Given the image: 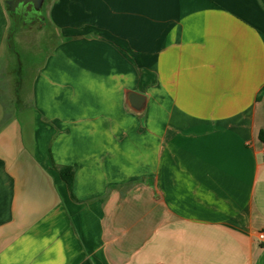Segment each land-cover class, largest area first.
I'll return each mask as SVG.
<instances>
[{
    "label": "crops",
    "instance_id": "0c3cea01",
    "mask_svg": "<svg viewBox=\"0 0 264 264\" xmlns=\"http://www.w3.org/2000/svg\"><path fill=\"white\" fill-rule=\"evenodd\" d=\"M48 17L30 109L0 91V264H264V0H49ZM9 26L0 0V57Z\"/></svg>",
    "mask_w": 264,
    "mask_h": 264
},
{
    "label": "rangeland",
    "instance_id": "374dc122",
    "mask_svg": "<svg viewBox=\"0 0 264 264\" xmlns=\"http://www.w3.org/2000/svg\"><path fill=\"white\" fill-rule=\"evenodd\" d=\"M48 7L49 0H45L42 13L46 21L42 25L37 23L24 25L21 21L14 22L15 32L9 42L13 53L10 54L6 46L1 53L0 91L7 110L10 108L13 110L16 103L21 111L30 109L32 77L36 70L44 65L57 40V35L49 21ZM16 90H19L18 94Z\"/></svg>",
    "mask_w": 264,
    "mask_h": 264
},
{
    "label": "water",
    "instance_id": "95a60500",
    "mask_svg": "<svg viewBox=\"0 0 264 264\" xmlns=\"http://www.w3.org/2000/svg\"><path fill=\"white\" fill-rule=\"evenodd\" d=\"M2 2L8 13L15 14L26 25L32 18L41 19L45 0H2ZM126 104L130 109L141 112L145 108L146 98L140 93L127 91Z\"/></svg>",
    "mask_w": 264,
    "mask_h": 264
},
{
    "label": "trees",
    "instance_id": "16d2710c",
    "mask_svg": "<svg viewBox=\"0 0 264 264\" xmlns=\"http://www.w3.org/2000/svg\"><path fill=\"white\" fill-rule=\"evenodd\" d=\"M8 17L10 19V26H9V29H8V32H7V37H6V47L8 48L9 50V53H13V50L11 49V45H10V41L12 40V37H13V34L15 32V29L13 28V23L14 22H19L20 19L15 15V14H12V13H8ZM46 20H44L45 22ZM20 83V80L18 78V84ZM20 89V88H19ZM19 90H16V93L18 94ZM14 111L15 112H18L20 111V107L18 106V103L14 104ZM258 138L260 141L264 142V130L260 131L259 134H258ZM53 167L57 170V172L59 173V176L60 178L62 179V181L66 184L69 192H70V196L72 198L73 195L71 193V185H72V177H73V170L71 167H57L56 165H53Z\"/></svg>",
    "mask_w": 264,
    "mask_h": 264
},
{
    "label": "flooded vegetation",
    "instance_id": "af4514ba",
    "mask_svg": "<svg viewBox=\"0 0 264 264\" xmlns=\"http://www.w3.org/2000/svg\"><path fill=\"white\" fill-rule=\"evenodd\" d=\"M44 20H45V16H44V13H43L42 16H41V19L32 18L30 23H37V24H41L42 25Z\"/></svg>",
    "mask_w": 264,
    "mask_h": 264
},
{
    "label": "built area",
    "instance_id": "2783aa9c",
    "mask_svg": "<svg viewBox=\"0 0 264 264\" xmlns=\"http://www.w3.org/2000/svg\"><path fill=\"white\" fill-rule=\"evenodd\" d=\"M258 241L263 242L264 241V231H260L258 233Z\"/></svg>",
    "mask_w": 264,
    "mask_h": 264
}]
</instances>
